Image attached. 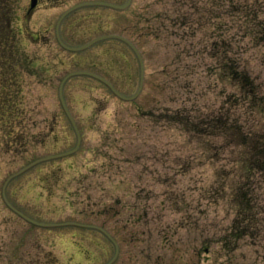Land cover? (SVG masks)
Here are the masks:
<instances>
[{"label": "rangeland", "instance_id": "1", "mask_svg": "<svg viewBox=\"0 0 264 264\" xmlns=\"http://www.w3.org/2000/svg\"><path fill=\"white\" fill-rule=\"evenodd\" d=\"M85 1L127 0H0V264H99L113 254L88 244L89 260L70 235L84 229L33 225L2 195L8 176L75 146L59 98L64 76L87 70L126 96L137 91L140 65L125 42L59 44V17ZM181 11L194 24H179ZM104 34L139 52V94L123 100L91 76L68 78L62 94L79 147L10 179L8 202L36 221L102 226L119 243L115 264H264V168L242 178L239 153L251 141L229 143L218 125L235 111L237 126L264 135V116L243 101L250 92L264 106V0H131L124 9L80 7L59 26L71 46ZM183 108L198 121L212 112L221 131L190 135L166 121ZM244 199L253 221L240 214Z\"/></svg>", "mask_w": 264, "mask_h": 264}, {"label": "trees", "instance_id": "2", "mask_svg": "<svg viewBox=\"0 0 264 264\" xmlns=\"http://www.w3.org/2000/svg\"><path fill=\"white\" fill-rule=\"evenodd\" d=\"M231 2L233 4V0H231ZM190 3L193 4V1H191ZM236 6L237 5L235 6L233 5L231 7L234 8ZM185 12H188V11H181L177 14H173L174 19H176L179 24L185 23L186 21L192 22V24H194L195 22L194 17L191 18L189 14ZM13 31L14 30L12 29L9 32H11L14 35ZM13 35H10L9 39L12 38ZM16 35H14V38ZM212 44H213V48H214V45H218L217 41H213ZM14 45L17 48L16 44ZM12 54H15V52L13 51ZM7 56H9V54ZM21 58L24 61V64L22 65V68H21V72L23 73L26 71L24 70L26 68V65H25L26 58L25 56ZM226 60H227V57H226ZM230 64L232 63L229 62L228 64V61H227V65L225 66H227L228 68V66L229 67L231 66ZM27 71H29V69ZM228 72H231V71H228ZM248 94L249 95L247 96L249 97L246 100H243L244 103L247 104L248 106L253 105L255 108H257L258 113H261L264 116V106L260 107L259 106L260 104L257 98L251 95L252 93L250 92H248ZM164 110L169 111L168 109L167 110L164 109ZM184 112H186L184 108L179 111L171 112V115H167L166 121L179 122L182 125V130L184 132L190 133V135L203 136L205 130H207V134L214 135L215 132L221 131V130H217L218 126L215 124L217 123L218 117L215 116V118H213L212 112L207 114L205 121L204 120L198 121L197 119H195L196 118L195 115H188V114L185 115ZM179 114L183 115L184 117H178ZM234 114H235V111L232 114H230L231 116L227 117L226 120H223V121L218 120L220 123L218 125L221 127L222 130H225V131L226 129L228 130V132H225V131L223 132L226 134L228 133L229 143L231 141H234L235 143H237V141H240L242 137L250 139L249 141L251 142L250 144H248L249 146H247V150L242 151L244 153V157H242V153H239L240 159H238L240 176L244 178L246 181H249L251 180V177H253L256 173H260L262 168H264V135H262L261 133L257 134V132H253L252 130H247V132H245L241 126L236 125L237 118L235 117L237 116H235ZM237 144H240V142ZM242 145H245V144L243 143ZM238 184L240 186V183ZM239 200H241L240 197H239ZM245 201H244V207H242L239 210L241 211L240 214L243 216L242 218L245 221L250 222V219L253 221L252 217H254V214H253L254 207L250 203V201L249 202L246 201L247 203Z\"/></svg>", "mask_w": 264, "mask_h": 264}, {"label": "water", "instance_id": "3", "mask_svg": "<svg viewBox=\"0 0 264 264\" xmlns=\"http://www.w3.org/2000/svg\"><path fill=\"white\" fill-rule=\"evenodd\" d=\"M131 0H127L124 4H116V3H111V2H107V1H85V2H81V3H78L76 5H73L72 7L68 8L66 11H64L62 13V15L59 17L57 23H56V26H55V34H56V38L59 42V44L64 47L65 49L67 50H71V51H79V50H83L87 47H89L90 45L98 42V41H101V40H104V39H109V38H115V39H119L123 42H125L127 45L130 46V48L134 51L135 55L137 56V59L139 61V65H140V78H139V85H138V88H137V91L131 95V96H126L124 94H122L119 90H117L111 82H109L107 79H105L104 77L94 73V72H91V71H87V70H77V71H73L71 73H68L66 76H64V78L61 80L60 82V85H59V98H60V102L62 104V107L68 117V119L70 120L74 130H75V133H76V144L75 146L68 150V151H65V152H62V153H58V154H53V155H47V156H44L42 158H38V159H35L33 160L32 162H30L29 164H27L26 166H24L23 168H21L20 170H18L17 172L11 174L10 176L7 177V179L5 180L4 184H3V187H2V195H3V198L6 202V204L14 211L16 212L17 214H19L20 216H22L25 220L31 222L32 224H35V225H38V226H59V225H65V224H77L75 222H61V223H45V222H40V221H36L34 219H31L29 218L27 215H25L24 213H22L20 210H18L16 207H14L12 204H10L8 202V200L6 199L5 197V194H4V190H5V187L7 185V183L10 181V179H12L13 177H15L16 175L22 173L23 171L27 170L28 168L32 167L33 165L39 163V162H42V161H46V160H49V159H53V158H57V157H60V156H65V155H68V154H71L73 152H75L78 147H79V144H80V140H81V137H80V133L77 129V126L75 124V121L74 119L72 118L70 112L68 111V108L66 106V103L64 101V98H63V94H62V87L64 85V83L66 82V80L68 78H70L71 76H74V75H88V76H91L95 79H98L99 81H101L102 83H104L105 85H107L110 90L119 98L123 99V100H133L137 97V95L139 94L140 90H141V87H142V82H143V62H142V59H141V56L139 54V52L137 51V49L135 48L134 44L129 41L128 39H126L125 37L121 36V35H118V34H104V35H99L95 38H93L92 40H90L89 42L83 44V45H79V46H71V45H68L66 43H64L59 35V26H60V23L62 21V19L70 12H72L73 10H76L80 7H84V6H93V5H99V6H106V7H110V8H115V9H124L126 7H128V5L130 4ZM36 3V0H31V3H30V6H34Z\"/></svg>", "mask_w": 264, "mask_h": 264}, {"label": "flooded vegetation", "instance_id": "4", "mask_svg": "<svg viewBox=\"0 0 264 264\" xmlns=\"http://www.w3.org/2000/svg\"><path fill=\"white\" fill-rule=\"evenodd\" d=\"M19 217L24 219L20 215H19ZM27 222H29V221H27ZM29 223H31V222H29ZM75 223H77V224H67V225H73L75 227H78L79 229H84L85 231L71 232L70 235L73 236V239H75V241L72 244L75 243L77 245L79 244L80 246H86L87 250L84 248V250H86V251L80 249L81 251H83L86 254L85 255L86 258H88L89 256L93 257V255H95L94 253H92V255H91L90 251L88 250V248H89L88 244H92L96 247H98V246L101 247V249L113 248V254L110 257H107L104 261H102L99 264H115L118 261V259L120 258L121 249H120L119 243L115 240V235L113 233L106 231L102 226H97V225L92 224V223H85V222H75ZM33 225H35V224H33ZM43 227H45V226H43ZM73 257H71V258H73ZM85 260L89 261V260H91V258L89 260H87V259H85Z\"/></svg>", "mask_w": 264, "mask_h": 264}]
</instances>
